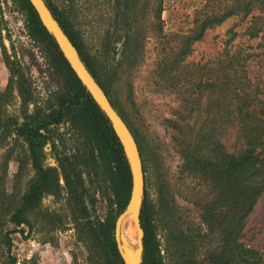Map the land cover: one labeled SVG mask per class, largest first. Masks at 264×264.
Wrapping results in <instances>:
<instances>
[{"label": "rangeland", "instance_id": "1", "mask_svg": "<svg viewBox=\"0 0 264 264\" xmlns=\"http://www.w3.org/2000/svg\"><path fill=\"white\" fill-rule=\"evenodd\" d=\"M157 1L141 2L143 14L137 31L140 50L123 73L120 69L125 63L119 61L121 40H116L122 31L113 29L110 5L105 0H77L85 16V26L91 31L90 46L94 47L105 33L111 35V57L99 74V80L105 87L104 94L140 148L143 197L145 191L164 263L209 264L211 257L221 254L225 231L232 228L227 226H232L234 221L231 218L234 204L220 198L211 176L182 167L178 138L184 131L193 134L203 119L214 118L218 122L224 117L219 86L224 68L219 60L231 31L238 33L231 42L243 54H248L245 61L248 77L264 86V8L253 11L262 23L256 36L248 38L241 33L249 15L242 20L230 16L206 29L200 40L185 48V37L195 27L196 11L202 7L213 11L231 5L233 0H160L158 6ZM164 57L174 62L177 81L162 78L158 73ZM198 79L201 82L214 79L213 86L197 87ZM66 87L67 82L52 51L28 32L24 13L13 0H0L3 117H15L20 121L22 112H31L34 106L48 108ZM23 88L29 95L25 106L20 96ZM180 119L181 127L172 123ZM214 133L228 152L241 144L235 122L216 123ZM47 136L42 149L44 165L55 166L52 144L58 153L67 155L83 152L86 147L78 128L69 118L63 117L49 125ZM24 155L25 144L13 133L0 144V167L5 166L3 188L7 192H20L32 176L28 165L15 176L19 161L25 160ZM80 167L84 169L87 193L94 196L93 215L101 221L108 215H115L117 204L108 181H98L89 168ZM42 206L60 210L65 223L49 233H11L10 254L15 257V264L101 263L92 241L81 237L69 220L62 199L55 201L46 196ZM238 240L256 249L264 264V188L246 216Z\"/></svg>", "mask_w": 264, "mask_h": 264}, {"label": "trees", "instance_id": "2", "mask_svg": "<svg viewBox=\"0 0 264 264\" xmlns=\"http://www.w3.org/2000/svg\"><path fill=\"white\" fill-rule=\"evenodd\" d=\"M13 1L24 13L30 35L44 42L52 51L67 87L48 108L34 106L31 112H22L20 121L15 117H3L2 97L5 93H0V144L11 133L21 138L25 144V160L19 161L15 176L20 174L25 165L32 171L23 190L12 193L3 188L5 166L0 167V264H15V257L10 254L11 233H49L63 227L65 222L62 221L60 210L42 206V199L46 196L53 197L55 201L62 199L67 216L78 234L92 241L93 247L99 251L100 264H122L112 233L115 217L123 210L129 193L130 174L124 148L104 112L71 71L28 0ZM43 1L75 47L86 69L106 93L99 74L111 57V35L108 32L102 35L92 49L91 31L85 26V16L77 0ZM105 1L112 10L113 29L122 31L115 36L116 40H121L119 61L125 63L120 72L126 73L127 65L135 60L140 50L137 31L143 14L141 2L145 0ZM157 2V6L160 5L161 1ZM262 8L264 0H233L231 5L213 11L200 8L196 11L195 27L185 37V48L200 40L206 29L220 24L230 16L242 20L249 15V21L246 19L247 23L241 33L248 38L256 36L262 23H259L260 17L254 16L253 11ZM237 34L231 31V36L224 42L220 52L222 57L219 61L224 72L219 86L224 117L218 122L214 118L208 121L203 119L193 134L184 131L178 138L182 167L211 176L213 187L219 191L220 198L234 204L231 216L234 221L232 226H227L232 228L225 231L221 254L211 257L209 264H263L261 254L256 249L238 240L242 236L245 218L264 188V117L257 115L264 116V86L248 77L245 69L248 54H243L231 42ZM160 63L158 73L161 77L177 81L174 62L164 57ZM213 82L214 79L203 82L198 79L196 86L204 84L211 88ZM26 95L28 92L23 88L20 94L22 106L27 104L29 95ZM63 117L69 118L76 125L86 143L85 150L67 155L58 153L52 144L55 166L44 165L42 149L48 140V126ZM232 122L237 125L241 144L234 151L228 152L214 133V127L216 123L225 125ZM172 123L177 127L183 125L181 119L180 122L174 120ZM184 126L189 128L187 124ZM137 148L141 156L139 146ZM80 166L89 168L94 179L108 181L117 204L115 215H108L102 221L93 215L94 196L87 193L83 181L84 169ZM138 224L142 231L140 264H165L145 191L138 209Z\"/></svg>", "mask_w": 264, "mask_h": 264}, {"label": "water", "instance_id": "3", "mask_svg": "<svg viewBox=\"0 0 264 264\" xmlns=\"http://www.w3.org/2000/svg\"><path fill=\"white\" fill-rule=\"evenodd\" d=\"M29 4L33 8L37 15V18L43 28L48 34L53 38L59 52L65 59L71 71L74 73L79 82L83 85L85 90L88 92L90 97L99 106V108L104 112L105 116L109 120L111 126L113 127L115 133L117 134L123 148L125 157L127 159V164L130 174V185L127 202L121 212L117 214L113 224V241L115 249L118 256L120 257L122 264H140L141 263V237L142 231L138 224V209L140 202L143 197V173L140 161V156L136 142L129 131L128 127L121 119L119 114L110 104L108 98L104 94L101 87L95 81L90 72L86 69L85 65L81 61L75 47L72 45L68 37L65 35L61 27L59 26L56 19L53 17L49 9L43 0H28ZM135 207V220L138 230V246L139 253L138 256L129 260L125 257L124 252L121 249L119 239H118V221L122 215L130 211Z\"/></svg>", "mask_w": 264, "mask_h": 264}, {"label": "bare ground", "instance_id": "4", "mask_svg": "<svg viewBox=\"0 0 264 264\" xmlns=\"http://www.w3.org/2000/svg\"><path fill=\"white\" fill-rule=\"evenodd\" d=\"M117 232L119 243L125 257L129 260L135 259L139 253L135 207L120 217Z\"/></svg>", "mask_w": 264, "mask_h": 264}]
</instances>
